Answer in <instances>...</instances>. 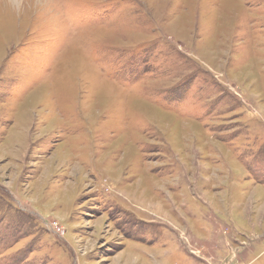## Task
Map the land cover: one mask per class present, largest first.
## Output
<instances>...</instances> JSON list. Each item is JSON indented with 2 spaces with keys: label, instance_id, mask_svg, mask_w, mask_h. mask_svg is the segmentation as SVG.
Masks as SVG:
<instances>
[{
  "label": "rangeland",
  "instance_id": "1",
  "mask_svg": "<svg viewBox=\"0 0 264 264\" xmlns=\"http://www.w3.org/2000/svg\"><path fill=\"white\" fill-rule=\"evenodd\" d=\"M0 264H264V0H0Z\"/></svg>",
  "mask_w": 264,
  "mask_h": 264
},
{
  "label": "bare ground",
  "instance_id": "2",
  "mask_svg": "<svg viewBox=\"0 0 264 264\" xmlns=\"http://www.w3.org/2000/svg\"><path fill=\"white\" fill-rule=\"evenodd\" d=\"M13 2V1H12ZM14 2H15V0H14ZM10 3V2H9ZM15 5V4H14Z\"/></svg>",
  "mask_w": 264,
  "mask_h": 264
},
{
  "label": "crops",
  "instance_id": "3",
  "mask_svg": "<svg viewBox=\"0 0 264 264\" xmlns=\"http://www.w3.org/2000/svg\"><path fill=\"white\" fill-rule=\"evenodd\" d=\"M87 10V9H86Z\"/></svg>",
  "mask_w": 264,
  "mask_h": 264
}]
</instances>
